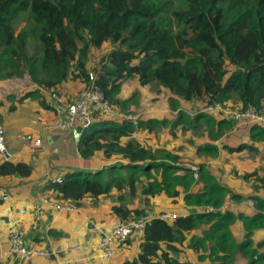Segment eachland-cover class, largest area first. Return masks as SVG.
Masks as SVG:
<instances>
[{
  "label": "trees",
  "instance_id": "obj_1",
  "mask_svg": "<svg viewBox=\"0 0 264 264\" xmlns=\"http://www.w3.org/2000/svg\"><path fill=\"white\" fill-rule=\"evenodd\" d=\"M106 43L109 51L94 55ZM25 74L36 87L17 101L38 97L42 105L46 101L41 90L59 92L71 78L84 81L85 87L96 84L118 109L134 98L119 97L125 79L134 78L142 87L155 83L159 93L168 91L166 108L179 107L182 101L191 104V111L180 109L172 121L175 138L178 128L189 133L207 130L203 141L191 136L180 147L188 144L199 154L216 155L215 141L239 123L229 115L219 118L207 111L209 104L240 110L253 105L264 114V0H0V80ZM231 99H235L232 104ZM200 103L206 107L202 109ZM102 116L106 118L95 120L83 132L81 153L91 157L101 151L120 161L98 170H77L63 183L52 182L61 198L80 204L87 196L98 198L113 188H127L130 197L163 194L174 202L184 194L188 206L206 208L172 224L160 217L150 219L140 254L123 264H232L237 253L250 256L251 262L264 258L252 238L256 229L264 227V197L258 196L257 206L263 211L255 215L210 210L209 205L221 207L233 190L206 162L195 167L185 161L195 159L135 137L141 130L171 124L168 117H142L135 122L126 116ZM246 127L248 138L226 148L233 153L263 152L264 125ZM32 170L30 164L10 159L0 164V175L29 176ZM243 177L254 180L264 193L260 168ZM119 198L124 200L125 193ZM113 210L122 218H144L142 208L126 203L114 205ZM237 218L247 229L243 241L231 229ZM203 225L209 227L202 234L189 236ZM188 240L200 262L175 255Z\"/></svg>",
  "mask_w": 264,
  "mask_h": 264
},
{
  "label": "crops",
  "instance_id": "obj_2",
  "mask_svg": "<svg viewBox=\"0 0 264 264\" xmlns=\"http://www.w3.org/2000/svg\"><path fill=\"white\" fill-rule=\"evenodd\" d=\"M3 81L0 80V84H3ZM85 86L84 81L71 78L63 83L59 92L68 99H75ZM34 87H36L35 84ZM34 87L28 88L24 92L21 91V94L17 93L14 98L16 99L15 108L11 110L9 107L13 105H9L7 109L10 111L9 113L1 109V106L6 103L0 98V102H2L0 104V126L4 135L7 130L16 133V137H13L10 142L6 141L5 136L9 157L6 158L1 154L0 164L4 160L10 159L14 162L28 163L33 167L29 176L0 175L1 187L6 189L11 195L7 201H0V264H123L127 260L137 258L140 254L144 231L135 232L125 242H117L114 247V254L111 257H107L104 250L100 248L102 235L100 229L110 231L121 218L113 210L114 205L122 202L131 208H142L143 217L150 219L159 217L163 212H176L179 217H185L193 211L201 212L206 210L204 206L190 207L184 205V194L178 197L176 202H174L173 198L163 195V197L170 198L172 202L177 204L179 209L172 202L170 204L163 202V206L158 205L155 208H148L146 205L145 209L143 202L139 201L138 205L132 204L130 200L133 199L129 200L131 198L128 196L129 192H119L120 190L117 188L113 189L119 192L117 195L118 203H106L107 201H104L103 198L107 194L98 198L87 196L80 204L71 199L61 198L58 192L51 187L54 179L65 178V176L77 170H98L114 164L120 159L117 157L108 159L101 151H97L91 157H85L81 153L80 140L83 132L77 128H61L55 125L56 111L55 102L51 96V89L41 90V94L46 101L45 105H42L38 97H28L23 101H17L23 93L32 90ZM94 114L96 121L101 122L106 118L99 112L95 111ZM246 126L247 124L236 126L215 142L220 144V141L224 140L226 145H238L248 138L249 130ZM77 130L82 133L80 138H78ZM29 134L33 135V137L41 138L42 145H34V141L27 138ZM135 137L140 140L137 137V133ZM194 143L199 144L197 142ZM186 146L192 149V146L188 144ZM201 156L192 157L195 162L189 163H193L192 165L196 167L198 164L206 162L201 159ZM211 171L218 176L217 172ZM246 173L239 171L238 177L239 183L244 182L247 184L244 189L236 185L235 180H226V175L218 176L225 185L233 190V194H229L226 197L225 204L223 203L221 208L222 211L231 209L235 213H244L245 215H255L257 212L263 211L257 206V201L259 199L258 196L264 197V193L257 190L254 180H248L243 177ZM252 182L253 185L251 186ZM112 190L109 194L112 193ZM123 192L125 193V199L120 200L119 196ZM234 194H237L240 198L245 196L247 200L253 199L254 203L250 204L248 201L247 203H240V207L234 209L231 206L233 203L230 202L235 197ZM94 202H100V205L96 206ZM55 203L68 204L72 207L70 209L61 208ZM174 220L170 219L168 222L172 224ZM237 221L232 224L231 229L236 239L243 241L246 238L247 229H245L243 221L244 229H237L241 226ZM208 227L203 225L195 229L189 236L202 234ZM14 231L21 232V242L24 246L33 249H59V254L49 257L33 255L28 259H22L19 255H10L9 249ZM260 233H264V227L256 229L252 238L258 251L264 255V239H256ZM189 240L186 244L180 245L181 251L175 255L180 260H188L193 263L200 262L199 253L187 245Z\"/></svg>",
  "mask_w": 264,
  "mask_h": 264
},
{
  "label": "rangeland",
  "instance_id": "obj_3",
  "mask_svg": "<svg viewBox=\"0 0 264 264\" xmlns=\"http://www.w3.org/2000/svg\"><path fill=\"white\" fill-rule=\"evenodd\" d=\"M176 2V1H175ZM109 44L106 43L104 46H102L100 49L94 50V55H98V57L106 52L109 51ZM34 87L33 82L31 81L28 74H25L23 77H14L9 80L3 81V84H0V98L5 101V105L1 106V109L5 110L6 113H9L8 106L14 105L16 102V99H14L17 95V93L21 94L28 88ZM159 86L155 83H151L147 86H140L138 84V81L134 78H127L124 80L122 84L121 91L119 93V97L121 100H124L126 97L127 99L132 98L131 102L129 103V106H127L124 109H118L114 108L113 115H119V117H128L132 120H135V122L144 117L145 119L150 118H161L164 119L168 117L171 121V124L165 125L163 127L155 126L153 131H147V130H141L137 132V137L145 144L147 145H153L155 148L158 147H164L167 148L169 151H179L183 156H186L187 158H196L200 157L202 155L198 153L196 148L192 149L189 146L180 147L182 140H187L188 138H191V136L194 137L195 141H202L204 140V137L207 136V130L206 128H200L198 130H192L191 133L189 132H183L180 131L179 128L177 129V138L173 136V125L172 121L176 119V114L179 112L180 109H188L191 111V104L182 101L179 105V107H168L166 108L164 103L166 100V97L168 96V91H163L162 93H159L158 90ZM22 91V92H21ZM15 94V95H13ZM14 96V97H13ZM233 100H230V104L233 103ZM202 109L206 107V105H203ZM205 106V107H204ZM213 106V105H212ZM211 106V107H212ZM11 109V106L9 107ZM174 109V110H173ZM219 108L212 107L207 108V111H212L216 113V116L219 118H224L223 116L228 117L227 111H239V107H224L225 110H223L224 114L221 111H218ZM1 117V114H0ZM230 117V116H229ZM264 125V124H262ZM241 126V125H240ZM6 141L10 142L13 137H16V133L11 130H7V133L5 134ZM226 141L222 140L220 141V144H218L219 147V153L214 155L212 152L204 154L201 156V159L206 161V164L208 165V168L211 170H214L218 173V176H225L226 180L231 179L236 181V185L239 187H242L243 189L246 187V183L242 182L239 183V171L242 173H246L249 171H252L254 168H260L264 172V151L263 152H255V151H242L240 153H233L227 150L226 148ZM225 144V145H224ZM177 146V148L175 147ZM262 148V146H261ZM186 162H190L185 159ZM246 182V181H245ZM253 185V182L250 184ZM202 188V185L200 186ZM234 188V187H233ZM124 191L128 193V189L124 188L120 190L119 192ZM115 189L112 190L111 194H107L103 199L104 201H107L106 203H118L117 195L119 193ZM233 194V193H230ZM233 197V196H231ZM133 199V200H130ZM130 202L134 205H138L139 201L143 202L145 204V209L148 206V208H155V206H163V202L170 204L171 199L163 197V194H158L156 197L151 196H134L129 198ZM97 201V200H96ZM247 201L250 204L254 203L253 199L247 200L245 196H241L236 198L234 197L230 202L233 204L234 209H238L240 207V203H247ZM184 205L186 204L185 199L183 200ZM175 204L174 202H172ZM225 204V203H224ZM94 205L99 206L100 202H94ZM147 205V206H146ZM223 205V204H222ZM221 207H215L213 205H209L213 207V210L220 209ZM177 209H179V206L177 204L174 205ZM150 212V211H149ZM238 212V211H237ZM238 220V221H237ZM237 223H240L241 226H239L237 229L243 228L242 225V219L237 218ZM244 226L245 223L243 222ZM244 229V228H243ZM246 229V227H245ZM237 232V230H235ZM264 239V233H260L256 239ZM254 241V240H253ZM263 248V247H260ZM264 264V258H258L255 257V260L251 262V257L243 255L241 253H237L234 257V261L232 264Z\"/></svg>",
  "mask_w": 264,
  "mask_h": 264
},
{
  "label": "built area",
  "instance_id": "obj_4",
  "mask_svg": "<svg viewBox=\"0 0 264 264\" xmlns=\"http://www.w3.org/2000/svg\"><path fill=\"white\" fill-rule=\"evenodd\" d=\"M52 99L55 102L56 120L55 125L61 128H77L81 131L87 130L95 121L94 112H99L101 114H111L114 113V108L112 104L105 98L103 93L100 91L98 86L94 83L88 87L83 88L75 99H68L63 94L52 90ZM213 105V106H212ZM217 107L219 109L225 110L221 104H209L207 108ZM229 116L237 121V126L241 124L248 123H260L264 124V114L259 111V109L253 105L247 107L245 110L239 111H227ZM28 139L34 141V145L41 146L42 139L39 137H33V135H27ZM7 150L5 144V135L0 126V152L6 158L5 151ZM64 178H56L52 182L63 183ZM11 197L10 193L1 187L0 185V201H7ZM58 204V203H55ZM61 208L70 209L72 206L68 204L60 203L58 204ZM210 210L213 207L208 206ZM25 211V210H22ZM160 218L164 220L176 219L179 215L176 212H163L159 215ZM150 218H119L116 224L111 228L110 231L100 229L102 232L100 248L104 250L107 257H111L115 251V244L117 242H125L128 240L135 232L144 231L146 224ZM94 223L93 221H91ZM98 228V226L96 225ZM22 235L20 231H14L11 238V244L9 249V254L19 255L22 259L31 258L33 255H42L49 257L51 255L59 254V249H33L26 247L22 244ZM1 259V256H0Z\"/></svg>",
  "mask_w": 264,
  "mask_h": 264
},
{
  "label": "water",
  "instance_id": "obj_5",
  "mask_svg": "<svg viewBox=\"0 0 264 264\" xmlns=\"http://www.w3.org/2000/svg\"><path fill=\"white\" fill-rule=\"evenodd\" d=\"M77 132H78V134H79V135H78V138H80V136H81L82 133L79 132L78 130H77ZM5 154H6V156H9V153L7 152V150L5 151Z\"/></svg>",
  "mask_w": 264,
  "mask_h": 264
},
{
  "label": "clouds",
  "instance_id": "obj_6",
  "mask_svg": "<svg viewBox=\"0 0 264 264\" xmlns=\"http://www.w3.org/2000/svg\"><path fill=\"white\" fill-rule=\"evenodd\" d=\"M81 131V130H80ZM81 132H84V131H81Z\"/></svg>",
  "mask_w": 264,
  "mask_h": 264
}]
</instances>
